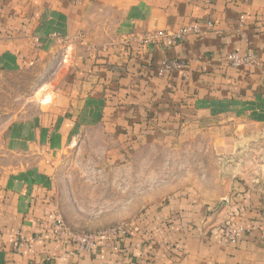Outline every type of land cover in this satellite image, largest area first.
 Listing matches in <instances>:
<instances>
[{
	"label": "crops",
	"instance_id": "0c3cea01",
	"mask_svg": "<svg viewBox=\"0 0 264 264\" xmlns=\"http://www.w3.org/2000/svg\"><path fill=\"white\" fill-rule=\"evenodd\" d=\"M194 24L203 33L173 46L130 37ZM248 51L253 64H228ZM56 58L47 102L6 131L17 160L0 168V264H264V0H0V73ZM167 59L187 72L159 75ZM186 124L206 131L221 164L216 194L183 184L148 199L122 251L78 255L49 236L62 155L96 140L106 165H124ZM224 225L242 238L226 240Z\"/></svg>",
	"mask_w": 264,
	"mask_h": 264
},
{
	"label": "rangeland",
	"instance_id": "374dc122",
	"mask_svg": "<svg viewBox=\"0 0 264 264\" xmlns=\"http://www.w3.org/2000/svg\"><path fill=\"white\" fill-rule=\"evenodd\" d=\"M57 60L0 73V168L17 160L4 148L7 128L37 114L47 102L43 92L51 90L48 82L56 73ZM103 153L98 141H86L58 163L60 213L75 232L92 233L129 221L148 199H158L183 184L213 194L224 185V171L210 151L207 133L195 125L186 124L144 147L124 165H106ZM26 160L31 163L34 158Z\"/></svg>",
	"mask_w": 264,
	"mask_h": 264
},
{
	"label": "built area",
	"instance_id": "2783aa9c",
	"mask_svg": "<svg viewBox=\"0 0 264 264\" xmlns=\"http://www.w3.org/2000/svg\"><path fill=\"white\" fill-rule=\"evenodd\" d=\"M208 25L212 26V23L209 22ZM192 33H203V31L194 24L183 26L176 32L157 30L130 37H135L142 45L160 44L162 46H173L184 41L185 38ZM130 37H126L123 40L127 41ZM227 61L232 67L248 66L256 61V56L252 51H248L243 54L232 52L227 55ZM176 70H181L186 73V63L178 60L167 59L162 61L161 66L158 69V74L163 75L168 71ZM55 224L56 228L53 229L49 236L53 238H63L66 243H70L75 247V253L78 255L82 253H94L101 245L112 246L114 249L122 251V248L119 247L118 244L129 234L131 227L130 221H124L111 225L103 230L85 233L71 230L61 217L56 220ZM244 232L245 230L241 227H234L230 225H224L222 227V236L232 243L241 239ZM15 245L18 247L20 242L16 241Z\"/></svg>",
	"mask_w": 264,
	"mask_h": 264
}]
</instances>
